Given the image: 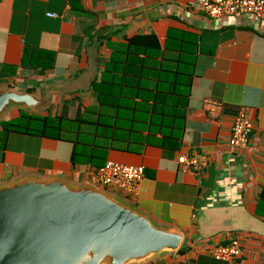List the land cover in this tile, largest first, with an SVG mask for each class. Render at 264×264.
Segmentation results:
<instances>
[{
  "label": "crops",
  "instance_id": "0c3cea01",
  "mask_svg": "<svg viewBox=\"0 0 264 264\" xmlns=\"http://www.w3.org/2000/svg\"><path fill=\"white\" fill-rule=\"evenodd\" d=\"M194 1L0 0V67L16 69L8 77L10 90H34L35 97L45 91L44 109L75 96L89 106L91 83L100 78L101 62L111 54L109 38L118 43L152 34L164 48L169 33L176 31L198 41L204 71L193 80L181 146H149L138 154L111 151L108 162L144 167L145 177L135 198L109 192L121 195L154 227L183 237L176 252L141 264H264V19L214 20ZM32 50L54 55L55 62L51 67L44 62L45 70L23 66V54ZM207 99L223 104L219 119L205 111ZM20 110L5 117L15 118ZM242 110L252 115L255 130L246 147L233 149L231 129ZM13 141L23 147H10L0 157V186L30 179H61L73 188L98 186L91 179L95 169L72 167L69 143ZM183 156L189 161L203 157L206 167L197 172L190 163L182 165ZM34 158L37 164H28ZM233 240L243 249L240 258L225 262L211 256V248ZM183 248L188 252L181 254Z\"/></svg>",
  "mask_w": 264,
  "mask_h": 264
},
{
  "label": "trees",
  "instance_id": "16d2710c",
  "mask_svg": "<svg viewBox=\"0 0 264 264\" xmlns=\"http://www.w3.org/2000/svg\"><path fill=\"white\" fill-rule=\"evenodd\" d=\"M191 38L171 31L164 48L152 34L118 43L109 38L111 54L101 62L100 78L90 86L93 103L85 106L83 98L75 96L51 105L47 113L23 109L15 118H2L1 159L17 138L69 143L72 167L89 166L95 171L105 166L111 151L138 154L149 146L180 147L193 80L204 71L198 41ZM44 62L51 67L55 56L34 50L23 54V66L45 70ZM15 72L0 67V86L12 89L7 82ZM28 164L36 165L37 160Z\"/></svg>",
  "mask_w": 264,
  "mask_h": 264
},
{
  "label": "water",
  "instance_id": "95a60500",
  "mask_svg": "<svg viewBox=\"0 0 264 264\" xmlns=\"http://www.w3.org/2000/svg\"><path fill=\"white\" fill-rule=\"evenodd\" d=\"M47 103L45 91L35 97L0 88V120ZM182 241L93 186L61 179L0 186V264H141L176 252Z\"/></svg>",
  "mask_w": 264,
  "mask_h": 264
},
{
  "label": "built area",
  "instance_id": "2783aa9c",
  "mask_svg": "<svg viewBox=\"0 0 264 264\" xmlns=\"http://www.w3.org/2000/svg\"><path fill=\"white\" fill-rule=\"evenodd\" d=\"M194 6L202 14L214 20L245 15L264 19V0H196ZM50 17H54V15H50ZM204 109L213 120L219 119L224 113L223 104L213 99L205 101ZM254 130L255 124L252 115L246 110L240 111L234 117L229 139L230 147L233 149L246 147ZM179 162L182 165L190 163L197 172H201L206 167L205 158L199 156L191 161L183 156ZM144 177V167L123 165L116 162H107L105 166L91 174V179L97 185L108 190L120 191L127 198L137 196ZM209 252L214 259L225 262H233L243 255V249L236 240L226 246L211 248Z\"/></svg>",
  "mask_w": 264,
  "mask_h": 264
},
{
  "label": "rangeland",
  "instance_id": "374dc122",
  "mask_svg": "<svg viewBox=\"0 0 264 264\" xmlns=\"http://www.w3.org/2000/svg\"><path fill=\"white\" fill-rule=\"evenodd\" d=\"M49 109V108H48ZM48 109H44V110H41V113H47V110ZM38 113H40V112H38ZM17 139H21V138H17ZM16 140V139H15ZM18 141V140H17ZM15 142V143H11V148H17V149H19V148H22L23 147V145H20L18 142ZM98 191H100V192H102V193H105V194H107V195H109V196H111V197H113V198H115V200H117V202L118 203H120V204H124V200L122 199V196L121 195H119V194H112V193H110L109 192V190L108 189H105V188H102L101 186H96L95 187ZM95 190V189H94ZM123 202V203H122Z\"/></svg>",
  "mask_w": 264,
  "mask_h": 264
}]
</instances>
